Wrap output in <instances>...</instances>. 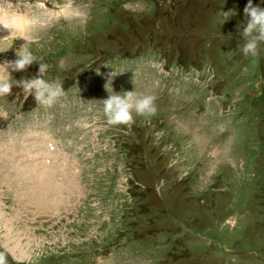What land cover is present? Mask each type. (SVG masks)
<instances>
[{"label": "rangeland", "instance_id": "374dc122", "mask_svg": "<svg viewBox=\"0 0 264 264\" xmlns=\"http://www.w3.org/2000/svg\"><path fill=\"white\" fill-rule=\"evenodd\" d=\"M247 2L167 0L156 8L148 0H0L1 14H23L39 30L6 36L3 27L0 62L28 41L50 64L46 78L60 77L66 93L48 108L15 85L0 96V217L8 218L0 250L10 253L9 264H264V42L255 57L240 49ZM48 9L63 20L41 35V18L54 16L39 18ZM231 9L228 19L222 15ZM14 18L5 23L18 27ZM111 65L120 73L110 88L156 92L154 116L106 124L101 99ZM37 69L33 62L10 71L19 79ZM173 81L178 88L169 90ZM10 160L23 162L21 183L44 198L24 205L21 183L12 177L9 186L4 177ZM42 165L65 178L49 168L45 182L54 183L41 188L30 177ZM77 165L80 178H67ZM59 181L73 190L68 184H81L85 194L72 216L48 221L40 206ZM57 195L69 211L70 191ZM7 233L25 243L26 257L5 246Z\"/></svg>", "mask_w": 264, "mask_h": 264}, {"label": "clouds", "instance_id": "9594fccd", "mask_svg": "<svg viewBox=\"0 0 264 264\" xmlns=\"http://www.w3.org/2000/svg\"><path fill=\"white\" fill-rule=\"evenodd\" d=\"M261 5H264V0H260L259 4L254 3V0H248L244 7L246 21L239 27L240 37L244 41L240 49L246 57L257 56L260 52V45L264 42V6ZM234 12L235 10L231 9L223 11L222 15L228 19ZM4 50L7 49H0V51ZM33 62H38V69L34 75H24L19 79L12 78L10 69L25 70ZM49 67L50 64L39 57L36 51L28 46L27 41L16 49L15 59H5L0 62V96L9 95L15 85L22 89L25 99L28 95H32L37 106L52 107L66 93L60 77L46 78ZM99 71L100 69H97V72ZM117 73L120 72L112 66V71L108 73V83H106L109 95L101 99L107 123L130 125L135 121L136 116H154L158 110L157 96L154 93L141 95L136 91V87L134 90L115 91L109 85ZM9 255L7 250H0V264H9Z\"/></svg>", "mask_w": 264, "mask_h": 264}, {"label": "bare ground", "instance_id": "6f19581e", "mask_svg": "<svg viewBox=\"0 0 264 264\" xmlns=\"http://www.w3.org/2000/svg\"><path fill=\"white\" fill-rule=\"evenodd\" d=\"M6 12V11H5ZM1 13V12H0ZM9 19H8V16L7 15H0V33L3 35V27H4V30H5V32L8 30V28H9V26H13V25H11V24H6L5 22H7ZM6 24V25H5ZM14 24L15 25H17L18 27H20L22 30H24L25 29V25L20 21V20H18V18H14ZM32 25H30V27H31ZM29 27V28H30ZM25 34V33H24ZM35 133V131L33 132V134ZM32 134V135H33ZM34 135H36V134H34ZM30 136V135H29ZM40 136V135H39ZM18 137V136H17ZM35 137V136H34ZM37 138V137H36ZM13 139V138H12ZM2 140V139H1ZM15 140V139H14ZM16 142V141H15ZM42 142V141H41ZM1 143V142H0ZM18 143H20V141L18 142ZM35 143H38V142H35ZM43 143V142H42ZM8 144V143H7ZM33 144V143H32ZM45 144V143H44ZM16 145V144H15ZM20 145V144H19ZM35 145V144H34ZM33 145V146H34ZM39 145V144H38ZM13 146V145H12ZM17 146V145H16ZM22 146H23V143H22ZM31 146V145H30ZM36 146V145H35ZM40 147V146H39ZM28 148H30V147H28ZM36 148H37V146H36ZM8 149V148H7ZM14 149V147H9V151L11 150L12 151V155H13V151L15 150H13ZM24 149H25V147H24ZM31 149V148H30ZM29 149V150H30ZM2 150V149H1ZM17 150V149H16ZM15 150V151H16ZM28 150V151H29ZM32 150V149H31ZM36 150V149H35ZM19 151V150H18ZM34 151V150H33ZM17 152V151H16ZM2 153V152H1ZM10 153V152H9ZM15 153V152H14ZM21 153H22V151H21ZM6 154V153H5ZM32 154V153H31ZM7 155V154H6ZM16 155V154H15ZM3 156V155H2ZM10 157V156H9ZM17 157V156H16ZM2 158V157H1ZM8 158V157H7ZM11 158H13V157H11ZM15 158V157H14ZM13 158V159H14ZM21 158V157H20ZM26 158V157H25ZM33 158V157H32ZM3 159V158H2ZM18 159V158H17ZM17 159H15V160H17ZM28 159V158H27ZM30 159V158H29ZM34 159V158H33ZM3 161H5L4 159H3ZM7 161V160H6ZM20 161H21V159H20ZM32 161V160H31ZM4 163V162H3ZM8 164H9V166H6L7 167V170L6 171H4L6 174H4V177L5 178H7V179H5L7 182H8V185L10 186L11 185V183H10V181H11V178L12 177H14L15 178V180L17 181V183H21L22 181H21V172H22V168H21V165H22V163L23 162H19V161H17V162H15V161H13V160H10L9 162H7ZM33 163V162H32ZM39 165H40V163H39ZM45 165V164H44ZM53 165V164H52ZM32 166H34L35 167V165H32ZM41 166V165H40ZM43 166V165H42ZM56 166V165H55ZM25 167V166H24ZM53 167V166H52ZM1 168H3V167H1ZM9 168H11V169H9ZM49 168H51V167H49ZM49 168L47 167V166H45V168H44V166L43 167H39V168H35V172L34 173H36V175L38 174L39 176H41L42 177V179H44L45 180V175H43V173L44 172H48V170H49ZM52 169V168H51ZM54 169H57V167H55ZM54 169H52L53 171L52 172H54V174H55V171H54ZM23 172H24V170H23ZM29 172V171H28ZM51 172V173H52ZM26 173V172H25ZM32 173V172H31ZM50 173V174H51ZM66 173V172H65ZM29 175V174H28ZM35 174H33L32 176L31 175H29V176H31L30 178H31V180H33V181H38L39 183L38 184H40V187H41V185L42 184H50V185H52L51 183H54V181L53 182H50V183H48V182H41V178L40 177H38V176H36ZM64 175V174H63ZM62 175V176H63ZM61 176V175H60ZM65 176V175H64ZM63 176V178H65ZM72 176H75L74 174L73 175H71V176H68L67 178H71ZM50 177H52V175L50 176ZM49 177V178H50ZM1 178V177H0ZM53 178V177H52ZM52 178H51V180H52ZM74 178V177H73ZM4 179V178H3ZM23 180V179H22ZM29 180V179H28ZM47 180V179H46ZM50 180V179H49ZM74 180H75V178H74ZM3 181V180H2ZM59 183V185H62V186H60V187H63V185L64 184H66L64 181H59L58 182ZM14 184V183H13ZM24 183H21L20 184V186H17V187H15V188H17L16 189V191H18L20 188H24L25 189V191H23L22 192V196H23V198L25 197L26 199H24V200H22V202L24 203V205H26L25 203H26V201L27 202H29V203H31L32 204V202L34 201V200H36V199H38V198H44L45 196H46V194H43L42 193V191L40 192V191H34V189H33V191L31 190V189H29L30 188V186H29V188H27L26 186H24L23 185ZM29 185H31L30 183H29ZM55 185V184H54ZM68 185H72V186H76V188L74 189V191H73V193H72V188H67L69 191H70V194H71V196L69 197V199H68V202L66 203V206H68V204H69V201H70V199H71V197L73 196V200L71 201V207H70V209H69V211H66V209H64V210H62L61 209V206L58 204V195H57V193L55 192V191H53V193H52V198L50 197V199H49V201L48 202H46L42 207L40 206V210L41 209H44V212H41L40 214H39V216H41L42 214H49V213H51L50 215H48L47 217H49L48 218V221H50V220H52L54 217H56L57 216V218H61V217H64L63 219H62V221H64V219H67L69 216H72V214H74V212L76 211V209H78V205H79V203H80V199H81V197L85 194V192H82V189H81V187H79V186H81V184H79V185H75V182H73V183H70V184H68ZM32 186V185H31ZM12 187H14V186H12ZM33 187H35L34 185H33ZM42 188V187H41ZM50 188V187H49ZM54 188V187H53ZM24 189H20V190H24ZM36 189V188H35ZM52 189V188H51ZM1 193V192H0ZM44 193H46V192H44ZM48 193V192H47ZM5 195V194H4ZM17 195V194H16ZM49 196V195H48ZM21 198V197H20ZM46 199V198H45ZM44 200V199H43ZM1 204V203H0ZM22 204V203H21ZM34 204V203H33ZM40 204V203H39ZM35 205V204H34ZM42 205V204H41ZM1 206V205H0ZM38 207V206H37ZM2 208V207H1ZM29 208V207H28ZM54 210V211H53ZM87 212H86V209H85V211H84V213H83V215H82V217H81V219L82 220H86L85 219V216L87 215L86 214ZM43 216H46V215H43ZM111 216V214H109L108 215V217H110ZM7 218V217H6ZM5 217H4V219H6ZM2 220V218L0 217V226H4L3 225V223H5V220ZM8 219V218H7ZM54 220V219H53ZM57 220V219H56ZM56 220H54V221H56ZM80 224L81 223H79L78 225H77V227L78 226H80ZM101 226V225H100ZM6 228H8V229H10L8 226H5ZM50 227L51 228H53L54 230H55V226H53V225H50ZM64 226H62L61 227V230H63V229H65V230H67V228H63ZM100 228V227H99ZM81 231V230H80ZM54 233H57V231H55ZM11 233H7V237H6V240L5 241H3V242H5L4 244H6L5 246L8 248V249H10L11 251H12V253L16 256V257H19V259H21V258H24V257H26L27 256V254H26V252H25V243H22L21 241H19V239L18 238H16L15 237V235H13V234H11ZM79 235H81V236H85L84 235V233L83 232H80V233H78ZM26 246L28 247V248H33V245H31L30 243H26Z\"/></svg>", "mask_w": 264, "mask_h": 264}, {"label": "trees", "instance_id": "16d2710c", "mask_svg": "<svg viewBox=\"0 0 264 264\" xmlns=\"http://www.w3.org/2000/svg\"><path fill=\"white\" fill-rule=\"evenodd\" d=\"M9 262H10V260H9Z\"/></svg>", "mask_w": 264, "mask_h": 264}]
</instances>
